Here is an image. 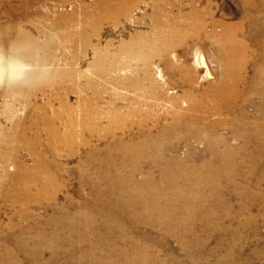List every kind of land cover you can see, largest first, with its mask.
<instances>
[{
    "label": "bare ground",
    "instance_id": "bare-ground-1",
    "mask_svg": "<svg viewBox=\"0 0 264 264\" xmlns=\"http://www.w3.org/2000/svg\"><path fill=\"white\" fill-rule=\"evenodd\" d=\"M156 1L158 4L153 17L158 20L166 0ZM131 3L132 0H107V5H110L109 9L106 8L108 21H118L120 17L128 15ZM243 4L247 11L240 24L243 30L246 29L250 36H254L251 51L263 61V65L255 66L258 70L255 77L252 76V81L250 79L249 82L246 76L250 58L248 35L241 36L233 25L222 24L214 18L206 22L207 18L203 20L202 13L195 9L191 12L200 20L198 23H191L190 27L199 29L197 33L201 34L207 30L209 36L217 42L218 50L224 57L221 78L217 83L208 81L206 88L198 93L188 72L181 70L190 89L188 93H184L181 102L169 100L174 105L168 114L172 118L170 123L163 124L159 117L153 119L156 115L152 117L147 111H138L136 119H128L120 130L116 127L124 137L117 136L115 129L112 130L113 127L107 129L106 136H112L113 140L105 141L103 147H93L95 145L92 146L91 140H78L75 133H72V122L65 120L63 112L55 109L50 102L31 103V97L45 92L47 85L46 81L43 84V78L47 74L44 69L47 62L40 56L43 46L22 26L12 28L9 23L8 26L4 25L6 27L0 35L2 49L21 66L32 69L24 73L23 80L11 87L5 86L0 95L12 107L8 111V118L5 117L6 124L0 128V161L17 165V172L6 177V190L2 196L5 200L22 203L24 219H28L30 208L41 207L44 201L53 205L45 209L46 212L51 211L52 215L41 223L43 226H39L41 228L37 230L34 238L29 239L26 236L31 230L25 228L18 238L12 239L15 244L13 252L6 250L3 254L2 251L0 264H18L14 259L19 252L31 264H41L46 253L50 256L45 264H58L62 258L64 264H162L155 252V248L162 243L159 239L175 240L184 251L190 247L201 248L206 238H209L207 236H212L211 233L222 227L221 222L223 225L224 219L231 215L227 209L228 203L223 199L231 195L233 197L234 193L238 198L247 199L246 205L243 203L239 206L238 214L249 215L253 189L259 188L264 182L263 169L261 180L253 183L260 164L264 163V35L261 36L264 33V0H244ZM218 28H222L221 34L217 33ZM97 35L98 30L95 37ZM79 38L82 54L85 55L93 37L85 34ZM74 39L72 35L67 36L70 44L76 41ZM144 44L141 43V49L147 51V55L134 53L130 57L142 59L140 62L149 67L152 59H155L153 55L159 53H153L152 46ZM95 50V65H101L104 55L99 54L97 48ZM172 62L168 61L169 67L179 71L181 65ZM119 65V62H112L108 69L109 74L116 69L126 70L129 66L128 63ZM59 75L71 82L76 78L71 70H65ZM164 76L163 72L158 74L162 80ZM72 87L68 92H73ZM256 97H259L260 104L253 103V98ZM246 106L253 107L260 115L256 118L250 115ZM22 111L26 112L25 116L20 115ZM101 124L90 128L91 124L89 127L82 123L81 130L93 138L103 128ZM228 128L232 132L229 137H225L221 131ZM124 132L131 135H125ZM183 144L187 147V153L181 157L179 151ZM200 145L203 147H199ZM81 149L86 156L85 161H81L82 168L89 173L94 171L93 179L88 180L91 194L81 203L74 204V201H69V205L59 207L55 195L51 193L56 188L51 169L61 171L58 164L61 151L68 150L71 155L74 150L79 152ZM23 151L33 157L32 166L22 161L20 154ZM156 174H159V178ZM223 206L227 213L224 211L221 214ZM73 209L75 211L72 214ZM196 223L202 227L198 229L195 227ZM144 229L147 231H143ZM31 243L33 247L30 248Z\"/></svg>",
    "mask_w": 264,
    "mask_h": 264
},
{
    "label": "rangeland",
    "instance_id": "rangeland-1",
    "mask_svg": "<svg viewBox=\"0 0 264 264\" xmlns=\"http://www.w3.org/2000/svg\"><path fill=\"white\" fill-rule=\"evenodd\" d=\"M20 1L21 0H0V6L4 4L0 8V14L2 13L0 16V35L3 32L4 27L8 25L12 26V28L22 26L25 31H29L26 32H28L33 38L35 37V39L39 40L43 46L40 56L47 62L46 67H44L47 74L43 78V84H45L46 81L47 85H45V92L38 93L36 97L34 96L35 98L31 97V103L35 104L37 102L39 104L40 101V104H44L50 102L55 109L63 112L62 114L66 117L65 120L72 122L74 125L72 133H75V137L78 140H91L92 146L93 144L95 145L93 147H103L105 141L109 142L113 140L111 139L112 136H106L108 134V128L113 127L112 130L115 129L117 136L124 137L122 136V132L119 133V130L127 123L128 119H133L134 117L136 119L140 111H147L152 117L156 115L153 119L159 117L163 124L170 123L172 118L168 114L172 111L174 105L171 104L169 100L173 99L172 101H180L190 89V85L185 79H183L181 70H184V73L188 72L191 77V83L195 86L197 90L196 92L198 93L206 88L208 81L211 83H217L221 78L220 76L223 74L224 57L218 50L217 42L214 41L213 37L209 36L210 33L207 30V32L204 31L201 34L197 33V30L199 29L190 27L191 23L194 21L198 23L200 20V18L195 17L192 13L195 9L202 13L201 16L203 17V20L207 18L205 20L206 22H210V20L214 18V20L219 21L222 24L233 25L241 36L245 34V36L248 35L247 41L249 42L248 44L250 47V58L246 69V76L249 82L250 79L252 81L255 77L258 70L256 67L263 65V61L256 56L257 54L253 50L251 51L254 36H250L246 29L243 30L240 24L244 20L247 11L246 6L243 4L244 0H164L165 8L162 14L159 15L158 20L153 17L155 8L158 4L156 0H132V3L128 8V15L120 17L121 19L119 18L118 21H108L106 18V13L108 12V10L106 11V8L109 9L111 5L110 3H108L110 4L109 6L107 5V0ZM24 4H28L29 6H25ZM99 4L103 5L101 6ZM38 24H40V26ZM246 26L248 27V25ZM241 29L243 32H241ZM40 30L44 32H40ZM96 30H98V35L95 37ZM209 30H211V28H209ZM221 32L222 28H218L217 33L221 34ZM82 34L91 35L93 37L92 44L87 48L85 55L82 54V45L79 43V37H82ZM71 35L75 38L74 40H76L74 41L75 45L74 43L70 44L67 41V36ZM262 35H264V33L261 34V36ZM240 38L243 39L242 37ZM141 43L144 45H147L148 43V45L152 46L153 53H159L153 55V58L155 59H152L149 67L145 66L143 62H140L142 59H132L130 57L134 53H138L139 55H142L143 53V55H147V51H143V48L141 49ZM125 47L128 49L125 50ZM2 48L3 47L0 45V54L10 57V54ZM96 48L99 51V54L102 56L104 55V58L101 59L102 62H100L101 65H95L97 58ZM168 61L176 65H181L180 70H172L169 67L170 65L168 64ZM255 61L257 63L259 61V64L257 65ZM112 62H119L121 65L128 63L129 66L126 70L116 69L109 74L108 69L112 65ZM26 68L27 70L32 69V67ZM65 70H71L74 72L76 78H74L72 82L60 77L59 74ZM159 71L163 72L165 75L164 80L158 77V74L160 73ZM262 73L264 78V70ZM262 81L264 84V79H262ZM4 87L5 85L0 83V95ZM71 87L74 88V90L70 93L68 90ZM174 96L176 98H174ZM260 102L259 97L253 98L254 104H260ZM62 103H64V105ZM16 107L19 108V105ZM11 108V105L5 103L4 98L0 97V128L6 124L8 111ZM246 108L250 115H253L255 118L260 115V113L256 112L253 107L246 106ZM20 115L25 116L26 112L22 111ZM164 116L167 118L165 119ZM82 123H86L89 127L92 125L90 128L102 123L101 126H103V128L95 134L94 137L96 139L94 137L90 138V136L83 133V129L81 128ZM116 127L119 130H117ZM221 132H223L222 134H224L225 137H229L232 131L228 128L227 130L223 129ZM126 134L131 135L128 132H126L125 135ZM106 137H108V140ZM199 147L203 146L200 145ZM186 148L187 147L184 144L180 146L179 155L181 157L185 156L187 153ZM77 151L78 150H74V153L71 155L68 150L61 151L58 162L61 171L58 172L55 171L54 168V170L51 169L52 180L56 186L51 193L55 195L56 203H58L59 207L69 205V201H74V204L81 203L91 194L88 180L93 179L94 176L92 173L94 171L91 170L89 173L82 168L81 161H85V152L83 149L79 150V152ZM29 156L30 155L27 151H23L20 154L22 161L28 166H32L34 164V159ZM15 165L16 164L13 162L2 163L0 161V255L3 252V254H5L6 250L7 252H13L15 244L12 239L18 238L17 236H19L25 228H30L31 230L26 236H29V239L34 238L37 230L43 226L41 223L45 222L46 219L52 215L51 211L46 212L45 209L53 204L49 205L47 204L48 202L44 201L41 207L30 208L28 210L29 220L24 219L25 216L22 215L24 213L22 211V203H16L12 200H5L3 198L2 195L6 190L5 184L8 180L6 177L14 175L17 172V165ZM263 169L264 163L260 164V167L256 172L255 179L253 180L254 184L261 180L260 175L263 173ZM156 175L157 178H159V174ZM253 192L249 215L246 213L242 215L238 214L239 206L243 205V203L246 205L248 203L247 199L238 198L235 193L233 194V197H231V195L227 197V199H223L225 200V203H228L227 209L230 210L229 212L231 215L224 219L223 225L221 222L222 227L217 229L218 231L214 230L211 233L212 236H207L209 238H206L205 243L201 248L200 246L193 248L190 247L189 250L184 251L180 243L177 241L156 237L158 239L160 238L159 240L163 243H160L159 247L155 248V252L159 255L161 263L264 264V182L259 188H254ZM74 211V209L71 210L72 214ZM224 211L227 213V210H225L223 206L221 214L224 213ZM217 222H219V220H217ZM197 224L198 223L195 224V227L200 229L201 225ZM143 231L147 230L144 229ZM29 247H33V244L31 243ZM19 253L20 254L17 253L16 255L17 258L14 259L16 263L31 264L24 254L21 252ZM49 256V253H46L44 256L45 259H43L41 264H45L48 261ZM63 261V258L60 259L58 264H64Z\"/></svg>",
    "mask_w": 264,
    "mask_h": 264
},
{
    "label": "clouds",
    "instance_id": "clouds-1",
    "mask_svg": "<svg viewBox=\"0 0 264 264\" xmlns=\"http://www.w3.org/2000/svg\"><path fill=\"white\" fill-rule=\"evenodd\" d=\"M26 71L27 68L13 58L0 54V83L11 87L24 79Z\"/></svg>",
    "mask_w": 264,
    "mask_h": 264
}]
</instances>
